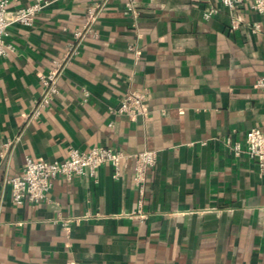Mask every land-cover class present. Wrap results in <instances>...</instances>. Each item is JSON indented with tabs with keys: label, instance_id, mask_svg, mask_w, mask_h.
<instances>
[{
	"label": "crops",
	"instance_id": "0c3cea01",
	"mask_svg": "<svg viewBox=\"0 0 264 264\" xmlns=\"http://www.w3.org/2000/svg\"><path fill=\"white\" fill-rule=\"evenodd\" d=\"M11 13L35 0H9ZM95 0H56L33 26L13 24L0 56V264H264V176L245 153L246 132L264 131V25L248 0L229 29L219 0H137L134 21L111 0L59 82L43 115L27 122L39 75L60 58ZM216 6L210 18L205 11ZM147 89L148 118L112 115L131 89ZM87 93V94H86ZM113 121V126L109 123ZM21 134L6 156L2 143ZM71 146L157 150L143 212L133 161L118 179L59 177L46 201L17 205L6 176L26 155L62 160ZM91 215L87 219L83 216ZM80 218L64 229L63 220Z\"/></svg>",
	"mask_w": 264,
	"mask_h": 264
},
{
	"label": "built area",
	"instance_id": "2783aa9c",
	"mask_svg": "<svg viewBox=\"0 0 264 264\" xmlns=\"http://www.w3.org/2000/svg\"><path fill=\"white\" fill-rule=\"evenodd\" d=\"M56 0H35L32 3L22 6L11 13L10 1L0 0V56H6L14 50V46L6 41L10 34L9 29L13 24L33 26L38 13L52 5ZM111 0H95L85 12L83 24L73 32V39L68 44V49L60 58L53 60L52 66L39 75V82L42 85L40 96L34 103L27 116V122L43 115L44 111L52 104L55 97L60 93L59 82L68 66L74 62L79 55L84 41L90 37H98L95 25L102 12ZM248 0H219L229 15V29L234 32L244 24L241 7ZM251 9L262 16V21L252 24V31L259 32L264 25V0H249ZM124 11L135 22L138 21L140 11L137 0H123ZM218 12L216 6L208 8L204 16L210 18ZM256 87L264 89V76L256 81ZM87 94V93H86ZM149 92L147 89H131L120 99L119 103L110 107L112 115H124L131 120L148 118L150 109L147 105ZM114 122L109 123L113 126ZM21 134L14 139H7L2 143L1 156H6L12 146L20 140ZM227 145L236 155L245 153L251 160L255 161L259 173L264 176V131L259 127H253L246 132L245 147L240 142H233L231 138L226 140ZM157 150H143L136 153H126L110 146H94L89 150H81L71 146L68 155L62 160H43L26 155L20 174L6 176L4 182L11 187L12 201L17 205L26 203L37 204L48 199V193L53 187L56 179L64 177L73 179L75 177H95L98 169L104 164H111L114 168L113 177L118 179L121 176L122 168L127 161L132 160L134 164V182L138 190V208L133 216L146 218L143 212V202L146 192V182L149 169L157 162ZM0 203V209L2 207ZM91 215L83 216L87 219ZM80 218H69L63 220L64 229L68 230L70 224L78 223Z\"/></svg>",
	"mask_w": 264,
	"mask_h": 264
}]
</instances>
